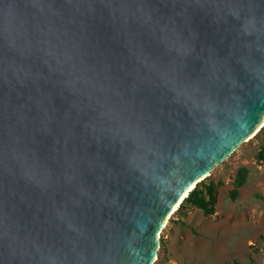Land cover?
Returning a JSON list of instances; mask_svg holds the SVG:
<instances>
[{
    "label": "water",
    "instance_id": "water-1",
    "mask_svg": "<svg viewBox=\"0 0 264 264\" xmlns=\"http://www.w3.org/2000/svg\"><path fill=\"white\" fill-rule=\"evenodd\" d=\"M262 122L264 0H0V264H151Z\"/></svg>",
    "mask_w": 264,
    "mask_h": 264
},
{
    "label": "rangeland",
    "instance_id": "rangeland-1",
    "mask_svg": "<svg viewBox=\"0 0 264 264\" xmlns=\"http://www.w3.org/2000/svg\"><path fill=\"white\" fill-rule=\"evenodd\" d=\"M246 181L229 197L236 171ZM215 185L213 214L185 203L162 223L151 264H264V125L214 164L197 189Z\"/></svg>",
    "mask_w": 264,
    "mask_h": 264
},
{
    "label": "trees",
    "instance_id": "trees-1",
    "mask_svg": "<svg viewBox=\"0 0 264 264\" xmlns=\"http://www.w3.org/2000/svg\"><path fill=\"white\" fill-rule=\"evenodd\" d=\"M247 169L245 167H240L237 169L234 180L233 188L229 191V197L231 200H235L238 194V189L244 185L247 177ZM189 191L187 196L183 199L179 207L183 206L185 203L193 204L199 207L205 215L213 214L216 211L215 202V185L208 184L205 186V192L197 189V185Z\"/></svg>",
    "mask_w": 264,
    "mask_h": 264
},
{
    "label": "bare ground",
    "instance_id": "bare-ground-1",
    "mask_svg": "<svg viewBox=\"0 0 264 264\" xmlns=\"http://www.w3.org/2000/svg\"><path fill=\"white\" fill-rule=\"evenodd\" d=\"M261 125H264V122H262V124ZM189 193V192H188Z\"/></svg>",
    "mask_w": 264,
    "mask_h": 264
}]
</instances>
